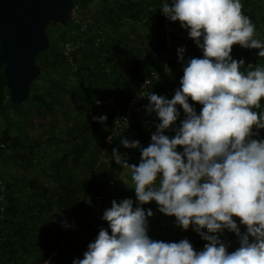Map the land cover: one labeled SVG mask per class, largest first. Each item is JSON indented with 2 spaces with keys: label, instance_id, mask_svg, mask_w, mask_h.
<instances>
[{
  "label": "clouds",
  "instance_id": "9594fccd",
  "mask_svg": "<svg viewBox=\"0 0 264 264\" xmlns=\"http://www.w3.org/2000/svg\"><path fill=\"white\" fill-rule=\"evenodd\" d=\"M243 7L242 0L163 3L162 13L180 22L203 55L185 61L186 48L179 47L185 63L174 96L148 92L147 112L160 121L151 143L141 147L139 140H120L126 148H140L139 164L112 150L115 162L130 170L136 200L113 199L101 217L107 227L72 264H264V139L254 138L264 129V110L256 111L264 107V66L245 67L244 59L232 56L238 44L259 49L264 58V40ZM190 100L202 105L199 113ZM177 106L184 113L179 127ZM107 118L92 117L100 123ZM168 130L175 135H166ZM151 201L159 212L174 216L177 226H191L207 242L203 249L196 250L187 238H151L148 218L154 213L143 207ZM63 227H69L67 221ZM225 230L238 237L232 251L221 239Z\"/></svg>",
  "mask_w": 264,
  "mask_h": 264
},
{
  "label": "rangeland",
  "instance_id": "374dc122",
  "mask_svg": "<svg viewBox=\"0 0 264 264\" xmlns=\"http://www.w3.org/2000/svg\"><path fill=\"white\" fill-rule=\"evenodd\" d=\"M128 0H78L80 8L78 15L86 17L90 26L95 22L100 24L102 28L99 32V37L105 40L107 48L99 49L101 40L99 39L96 48L99 55L91 53L88 47L83 46L85 36L78 37L73 34L74 25L71 23V29L69 34L73 38L64 36L65 28L50 22L47 25V31L51 36L56 38V43L51 45L45 52L44 56L40 57L39 61L43 63V60L47 58V68L45 71L48 77H44L46 73H42V76L35 81L33 87V93L44 97L51 102L56 109L54 113H49L43 106L30 97L26 102L20 104L10 105V110L4 115H0V132L7 129L10 131L20 142L27 143L30 140L37 139V144L41 149H48L51 153L49 156H39L34 164H29L21 160H16L14 157L8 155L0 159V176L11 179V182L22 190L21 199H32L36 202H40V205L35 203L36 208L33 210V219L36 221L32 226H28L24 223V215L22 214L18 225L19 236L24 240L25 248H20L14 254L13 259L15 262H30L32 258H38L40 253L44 251V242L46 240V234L39 232L41 222L50 223L48 213L58 211L57 205H52L48 208L46 206V199L40 197L35 189L31 187L30 183L35 186H39L41 189L45 188L49 183L56 187V191L67 197L65 185L59 180L63 176L65 184L71 182L69 174L64 171L67 167L72 165H79L75 170H72L78 181L75 184L81 183V169L83 163H76L75 158H97L98 160L108 161L110 148L106 145L103 146L97 142L95 138L100 137V131L96 134L89 129V123L84 124L87 120H93L92 117L97 114H106L108 120L112 115L116 117L118 113H121L122 109L112 108L110 104H102L99 99L101 91L99 90V80L97 75L101 72L111 73L112 67L117 63L120 72L129 69V65L135 64L136 58L144 56L147 52L148 46L147 40L151 41L148 34L147 24L136 23L135 32L130 28L132 27V21L129 17ZM143 6L149 9L155 7V3L159 0L151 2L150 0H138ZM243 1V0H242ZM264 6L260 0H255L252 3L254 14L246 12L249 15L256 26L258 37L264 40V23L260 18L264 13L262 9ZM99 19V20H96ZM115 19L114 21L121 22L122 27L120 31H115L114 27H107V21ZM113 24V21L111 22ZM89 26V27H90ZM122 38L125 41L119 46L116 43V39ZM135 39L136 37L140 38ZM134 38V39H133ZM70 42L75 47V54L73 62L68 59L65 52L67 51V43ZM136 42V43H134ZM80 46H83L84 53L78 54L77 50ZM153 49L159 48L157 44L151 45ZM179 48V47H178ZM177 48V49H178ZM259 49H257L258 53ZM61 53L65 55V58L61 56ZM178 56V53H175ZM243 58V57H242ZM244 59V58H243ZM261 63H264V58H261ZM87 60L90 64L81 69V63L79 61ZM92 60V61H91ZM245 60V59H244ZM247 60V59H246ZM127 63L129 64L127 66ZM246 67V64H245ZM141 71V69H139ZM174 73L171 69L170 72ZM102 83V81H101ZM102 84L108 86L105 82ZM80 85V88H78ZM107 88V87H106ZM86 90V91H85ZM102 90V89H101ZM104 91V90H103ZM174 95V94H173ZM91 96V97H90ZM92 97H98L95 104H92ZM127 98V97H126ZM87 103V104H86ZM127 105V103H126ZM96 116V115H95ZM110 123H102L103 128H109ZM176 126L177 123L175 122ZM132 122H130L127 129L131 130L130 134L133 140H137V130L132 128ZM132 128V129H131ZM145 135L146 132H145ZM256 139H264V129L259 130V135ZM94 140V141H93ZM109 140V139H108ZM109 142V141H108ZM151 143V139L142 137L140 141L141 147H147ZM178 150L182 151V146H178ZM67 158L62 160L60 157L62 154ZM51 162H46L47 159ZM123 159H127L129 164H139L141 160L140 148H129L123 155ZM127 181V184L124 181ZM62 180V179H61ZM132 180L130 170L122 168L121 175L119 177V184L111 185L106 190L104 196L101 198L103 204L97 211L95 224L107 227V221L101 219L104 210L111 207V201L116 199L118 202L125 198H132L136 200L135 189L132 188ZM49 197V193L46 195ZM31 197V198H30ZM53 199V197L50 196ZM24 202V201H23ZM44 205H41L42 203ZM34 203V202H33ZM37 204V205H36ZM30 205H33L30 203ZM44 206V207H43ZM145 210L151 208L154 215L149 217V236L153 239L164 240L166 242L173 241L178 242L181 239L187 238L196 250H202L206 241L200 238V235L196 233L190 226L188 230H184L175 224L174 216H167L158 210V206L155 201H151L144 204ZM13 220V216H8ZM239 224V217H234ZM242 231L246 230V226L239 225ZM206 231V229H205ZM90 237V241L93 242L98 235L93 234ZM200 238V239H199ZM221 239L225 243L229 244V251L234 250L239 246V240L235 233L225 232L221 235ZM21 250V251H20ZM46 257L52 258L51 264H61V258L66 260L63 247L51 245V250L45 251ZM75 258V257H73ZM80 258V257H79ZM77 259V258H76ZM74 259L68 260V264H72ZM33 264H39L38 260H35Z\"/></svg>",
  "mask_w": 264,
  "mask_h": 264
},
{
  "label": "trees",
  "instance_id": "16d2710c",
  "mask_svg": "<svg viewBox=\"0 0 264 264\" xmlns=\"http://www.w3.org/2000/svg\"><path fill=\"white\" fill-rule=\"evenodd\" d=\"M78 0H75V2ZM82 1V0H80ZM151 2L155 3V0H150ZM255 0H243L242 3L244 5L243 11L244 13L248 12L251 14H254V9L252 8V3ZM264 6V0H260ZM128 7L129 10V17L131 19L132 27H136V23L141 21L142 19H146V24L148 28V34L150 36L151 42L158 45L159 48L153 49L152 46L148 47L147 52L142 57L136 58L135 64L129 65V69L126 71V74L123 75L121 73L120 75H116V70L118 67L113 66L111 73L107 72H101L97 75L98 79H101L103 82H105L107 85H110L111 80L113 78H116L118 81H121L127 88H130L131 91L127 92V99L129 98L137 91L139 88L142 80L144 77L151 72V70L158 66L161 63L162 58V51L165 48V39L162 31V11L160 10L162 8L161 3L158 1L155 3V7L149 9L148 7L143 6L141 2L138 0H128ZM264 10V7L262 8ZM264 23V13L260 17ZM100 19V18H99ZM96 18V20H99ZM115 19H111L110 21H107V27H114L115 31L119 32L120 28L122 27L121 22L114 21ZM113 21V24L111 23ZM65 28L64 36H68L70 39L73 38L71 34H69V30L71 29V24L69 25H63L61 23H56ZM93 26H90L88 28V31L85 33L84 43L83 46L88 47L90 49L91 53H96L99 55V52L97 51V48L95 47L98 40L100 39L102 42L99 46V49H106L107 45L104 39L99 37V32L101 31L100 24L98 22H95L92 24ZM181 26V25H180ZM184 29V28H183ZM50 46L54 45L56 43V38L54 36H51L50 33ZM118 44H122V40L117 38L116 39ZM83 46H80L77 50V56L78 54H83ZM46 52V51H45ZM45 52H42L37 57V63L42 68V73H46L44 77H48L47 72L45 69L47 68V58L43 60V63L39 61L40 57L44 56ZM257 49H248L243 48L241 46L233 45V51L232 56L234 59L239 60L238 56L241 54V56L246 60V67L248 64L256 65L260 64L264 66V63H261L260 57L257 55ZM75 54V52H74ZM62 58H65V55L61 53ZM198 56L190 57L187 52H185V61L189 58H195ZM81 63V69L86 67V62L79 61ZM185 62H181L179 60L178 56H175L173 60L171 61V69L179 68V75L176 77L174 76V73L171 71L163 74L158 80H156L153 83V92L158 95L166 96L168 99H171L173 96H171V91L173 90V84L174 82H178V86L180 87V79L183 76V67ZM141 69V71L139 70ZM41 75L36 79L38 80ZM119 74V73H118ZM32 83V91L31 96L33 100L37 101L41 106H43L49 113H54L56 109L53 107L50 101L45 99L42 96H39L35 93H33V87L35 81ZM78 88H80V85H78ZM101 91V96L99 99L102 101V104H107V101L113 96L114 93ZM86 91V90H85ZM91 97V96H90ZM96 99L98 97H92V104L94 105L96 102ZM127 100V102H128ZM193 106L196 108L197 112L199 113L202 105H200L198 102L189 101ZM150 101L147 104L142 105V108L144 112L147 113L146 117L138 118V119H132V128L137 130V137L136 139L141 141L142 137H146L151 139V135H145L146 132V121L148 118L155 119L156 121H159V118L156 116L155 112H152L149 114L147 112V106L149 105ZM8 104L14 105L10 101L9 92L7 88V82H6V76L1 73L0 74V115H4L6 112L10 110V107H8ZM87 104V103H86ZM262 105H264V102H262ZM124 106L121 112H124L125 110ZM179 110L181 111V116L176 121L177 127L180 126V121L184 119V113L183 109L180 106H177ZM264 110V107L262 109H256L257 112ZM97 116V114H95ZM103 115V114H100ZM111 119L112 121L107 118V123H110L111 125L109 128H103V124L96 121V120H87L84 124L89 123V129L93 133H97L100 131V137L94 139L102 144L103 146H108L110 148V154L108 161H105V159L98 160L97 158H75V162L83 163L81 170V183L75 184V182L78 181L77 176L73 173L72 170H75L79 167V165H70L67 167V170L64 171L66 174H69V179H71L70 183L68 182L65 184V181L63 180V176L59 179L62 184L65 185L66 189V196H63L61 198V193L57 192L56 187H54L51 183H49L44 189L40 188L38 185L33 186L31 182L30 185L35 189L37 194L43 198L46 199V206L48 208L52 207V205H57L58 211L55 212H49L47 216L52 218V221L50 223L41 222L40 228L38 229L39 232H43L46 234V240L44 242V251L40 253L38 258H32L30 262H15L13 259L14 254L18 251V249L25 248V243L22 238L19 236V230L18 225L22 214L24 217V223L28 226H32L36 221L33 219V210L36 208L35 203L40 205V202H36L32 199L28 200H22L21 199V193L22 190L18 187H15V184L11 183L9 185V193L7 195V202H6V215L7 218L3 221V235H2V245H1V257H0V264H33L35 260H38L39 264H41L45 257V251L51 250V245L59 246L61 244V247L64 249V253L67 254L66 260L61 258V264H68V260L83 258V254L85 251H87V246L91 242L90 237H93V234H98L101 227H103L104 223L101 225H96V215L97 211L100 208V206L103 204V201L101 198L104 196V193L107 189L111 187V185L119 184V177L121 175L122 166L118 165L114 157L112 156V150L114 148L118 149V151L122 155L129 149L124 147L120 140L121 138L129 139L130 141L133 140L130 134L129 129L125 128L123 131H120L118 134H116L111 140H108L109 137L114 133L115 125H114V119L115 116L112 115ZM131 128V129H132ZM157 130V129H156ZM155 130V132H156ZM254 131L255 128H254ZM257 137V136H255ZM254 137V138H255ZM37 139L30 140L27 143H22L17 139L10 131L7 129L2 130L0 132V159L4 158L8 155L14 157L16 160H21L29 164H34L39 156L46 157L49 156L51 151L48 149H41L39 147V144H37ZM94 141V140H93ZM109 141V142H108ZM64 154L63 156H60L62 160H65L67 158ZM51 159V158H50ZM49 158L46 162H51ZM123 159V158H122ZM62 179V180H61ZM47 193H49V197H47ZM53 197L52 198H50ZM31 198V197H30ZM24 201V202H23ZM32 203L33 205H30ZM42 203V202H41ZM36 204V205H37ZM41 205H44L43 203ZM44 207V206H43ZM1 214V211H0ZM8 216H13V220H11ZM67 221L69 224L68 228L63 227V222ZM201 238V237H200ZM199 238V239H200ZM63 243V245H62ZM193 244V243H192ZM198 245V242H196ZM197 245H193V247H197ZM21 251V250H20ZM71 253H75V258L71 257Z\"/></svg>",
  "mask_w": 264,
  "mask_h": 264
},
{
  "label": "water",
  "instance_id": "95a60500",
  "mask_svg": "<svg viewBox=\"0 0 264 264\" xmlns=\"http://www.w3.org/2000/svg\"><path fill=\"white\" fill-rule=\"evenodd\" d=\"M75 0H0V74L10 101L26 102L42 72L37 57L49 49L50 22L72 23Z\"/></svg>",
  "mask_w": 264,
  "mask_h": 264
},
{
  "label": "built area",
  "instance_id": "2783aa9c",
  "mask_svg": "<svg viewBox=\"0 0 264 264\" xmlns=\"http://www.w3.org/2000/svg\"><path fill=\"white\" fill-rule=\"evenodd\" d=\"M161 6L165 0H159ZM80 8L79 2H75L74 15L72 20V25H74L73 34L74 36L82 37L85 36V33L88 31L90 26L89 20L78 15V10ZM141 24L146 23V19H142ZM162 31L165 39V48L162 51L161 63L154 67L151 72H149L144 79L142 80L137 91L129 98L124 112L118 113L114 119L115 130L114 133L110 136L111 139L118 134L120 131H123L125 128L129 127L132 119L145 118L147 113L144 112L142 105L147 104L149 99L147 94L149 91L153 92V83L158 80L163 74L170 71L171 61L175 57L178 47H185L186 52L190 57L198 56L202 57V50L195 45L194 40L188 36L186 29H183L180 26L179 21H171L170 18L165 16L162 13ZM67 51L65 52L68 59L71 62L74 60L75 47L71 45L70 42L67 43ZM150 81V83L145 86V82ZM160 121L155 119L148 118L146 121V134L152 135L156 130V125ZM166 135L174 136L175 132L168 130L165 133ZM13 183L11 179L4 178L0 176V257H1V245H2V235H3V221L7 218L6 215V202L7 195L9 193V185ZM63 245V243H62ZM68 254V253H66ZM75 253H71V257H75ZM67 258V255L65 256ZM52 258H45L41 264H51Z\"/></svg>",
  "mask_w": 264,
  "mask_h": 264
},
{
  "label": "crops",
  "instance_id": "0c3cea01",
  "mask_svg": "<svg viewBox=\"0 0 264 264\" xmlns=\"http://www.w3.org/2000/svg\"><path fill=\"white\" fill-rule=\"evenodd\" d=\"M139 22V21H138ZM141 22V21H140ZM141 24V23H140ZM133 26V25H132ZM134 26H136V25H134ZM137 27V26H136ZM148 27V26H147ZM133 32H135V27H131L130 28ZM118 38L119 39H121L122 40V38H120L119 36H118ZM134 39V38H133ZM135 39H138V40H140V41H144V40H141V36H140V38L139 37H136ZM116 41V40H115ZM122 42L124 43L125 41H123L122 40ZM147 42H148V46H151V45H153V42H151L150 40L148 41L147 40ZM116 43H117V41H116ZM122 43V44H123ZM134 43H136V42H134ZM118 44V43H117ZM122 44H118L119 46L121 45V47H122ZM236 46H240V45H238V44H236ZM95 54V56H96V53H94ZM238 59H243L242 58V56H241V54L238 56ZM245 59V58H244ZM92 61V60H91ZM85 62H86V64L88 65V64H90L87 60H85ZM245 64H247L246 63V59H245ZM129 64L127 63V66H128ZM114 66H116V67H118L117 66V63L115 62V65ZM174 70V76H178L179 75V68H175V69H173ZM126 71L127 70H124L123 72H120L119 71V68H117V70H116V75H120L121 73H123V75L124 74H126ZM119 73V74H118ZM118 78V76H116V78H113V79H110L111 80V82H110V85H108V86H106L105 87V85L104 84H102L103 83V81L101 80V79H99V80H101L102 81V83H101V81H99V88L100 89H102V91L104 90V91H106V92H111V93H114L113 94V96L107 101V104H110V107H112V108H119V109H121V108H123L124 106H126V103H127V92L128 91H131V89L130 88H127V86H125L121 81H118V80H115V79H117ZM177 88H179V86H178V82H174V84H173V90L171 91V96H173V94H175V90L177 89ZM64 154H66V153H64ZM64 154H62L61 156H63Z\"/></svg>",
  "mask_w": 264,
  "mask_h": 264
}]
</instances>
